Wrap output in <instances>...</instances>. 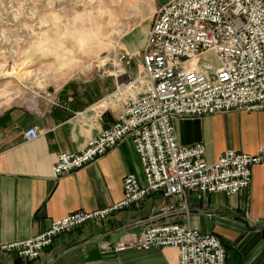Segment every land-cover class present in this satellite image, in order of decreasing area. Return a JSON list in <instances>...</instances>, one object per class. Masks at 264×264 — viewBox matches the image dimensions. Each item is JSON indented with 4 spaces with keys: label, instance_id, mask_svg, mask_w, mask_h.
Masks as SVG:
<instances>
[{
    "label": "crops",
    "instance_id": "crops-1",
    "mask_svg": "<svg viewBox=\"0 0 264 264\" xmlns=\"http://www.w3.org/2000/svg\"><path fill=\"white\" fill-rule=\"evenodd\" d=\"M140 56L141 51L123 72H87L69 82L52 92L55 104L42 95L34 102L0 110V244L34 237L50 222L73 212L116 204L123 197L127 174H135L144 184L128 137L85 167L51 177V167L61 152H81L91 138L115 123L122 100L142 91V85L120 86L138 75ZM115 93L118 96L112 100ZM33 127L39 137L25 142L24 131ZM173 127L180 145L204 147L207 163L216 162L227 150L254 154L264 146V111L176 118ZM251 171L249 188L236 195L215 193L200 200L188 194L184 200L152 193L138 207L57 236L34 260L1 252L0 264H178L177 250L172 247L121 252L99 248L101 242L115 245L140 234L156 216H160L159 223L181 224L217 236L226 249V264H264V164ZM162 209H166L163 214Z\"/></svg>",
    "mask_w": 264,
    "mask_h": 264
},
{
    "label": "built area",
    "instance_id": "built-area-1",
    "mask_svg": "<svg viewBox=\"0 0 264 264\" xmlns=\"http://www.w3.org/2000/svg\"><path fill=\"white\" fill-rule=\"evenodd\" d=\"M209 52L218 56L220 66L199 59ZM134 56L118 52L112 62L115 72L129 67ZM140 59L138 75L120 86L142 85V91L124 98L115 123L91 138L81 152H61L51 167V177L85 167L128 137L144 184L135 174H127L123 197L116 204L54 220L34 237L0 244V253L34 260L57 236L90 222L99 223L119 210L138 207L152 193L184 200L193 194L201 200L215 193L229 197L249 188L251 168L264 164V146L254 154L227 150L216 162L207 163L201 144L182 146L177 142L173 120L264 111V0H167L155 10ZM43 96L50 104L57 101L51 92ZM117 96L115 93L111 99ZM38 137L35 127L23 133L25 142ZM159 219L152 218L140 234L115 245L99 243L100 250L172 247L177 250L178 264H226V249L217 236L181 224L159 223Z\"/></svg>",
    "mask_w": 264,
    "mask_h": 264
},
{
    "label": "rangeland",
    "instance_id": "rangeland-1",
    "mask_svg": "<svg viewBox=\"0 0 264 264\" xmlns=\"http://www.w3.org/2000/svg\"><path fill=\"white\" fill-rule=\"evenodd\" d=\"M167 0H100L91 7L95 9L103 8V14L98 23L102 28L103 37L100 46L82 54L77 50V45L73 41H66L68 48H71L74 57L67 53L68 60L58 61L53 56L36 55L28 53L24 55L26 49L30 47L36 37L33 31L40 32L38 26L33 30L24 27L25 25H37L39 16L44 15L48 10L47 0H42L37 7L40 9L35 20L28 18V12L32 9V0H28L25 8V16L18 22L9 25L12 36L22 37V42L15 41L12 45L0 43V47L7 50L9 56L8 70L13 75L0 77V110L14 103L34 102L40 96L48 92H57L66 84L77 78H82L87 72H115L112 67L114 56L122 51L139 56L140 51L146 41L148 29L153 19L155 10ZM66 9L65 15L69 18L72 15L73 4L71 0H55L52 10ZM79 11L80 9H76ZM15 29V31H12ZM53 35V33H50ZM55 39V37L53 36ZM15 50L19 54L21 63H14L16 56L12 55ZM78 61L71 67H65L70 60ZM199 59L215 67L220 66L217 55L213 52L202 54ZM27 61V66L22 62ZM123 72V71H120Z\"/></svg>",
    "mask_w": 264,
    "mask_h": 264
},
{
    "label": "clouds",
    "instance_id": "clouds-1",
    "mask_svg": "<svg viewBox=\"0 0 264 264\" xmlns=\"http://www.w3.org/2000/svg\"><path fill=\"white\" fill-rule=\"evenodd\" d=\"M42 0H32V9L28 12V18L35 20L39 15L40 9L37 7ZM97 0H71L73 4L72 15L69 18L65 15L66 9L61 8L52 10L54 8L55 0H47L48 10L44 15L39 16L37 25H25L24 27L33 30L35 27L43 29V31L35 32L36 37L28 49L25 50L24 55L33 53L36 55L53 56L58 61L68 60L67 53L74 57L71 48H68L66 41H73L77 45V50L82 54L95 49L100 46L103 39V26L98 23V20L103 14H106L103 8L93 9L91 5L95 4ZM103 3V0H100ZM28 0H0V43L12 45L15 41L22 42L23 38L19 36H12L10 34L9 25L13 22H18L25 16V5ZM76 9H80L77 11ZM15 31V29H12ZM53 33V35H50ZM55 37V39L53 38ZM12 55L17 57L14 62L19 61V54L13 50ZM9 56L7 50L0 47V77L13 75L12 71L8 70ZM27 66V61L22 62ZM78 63L75 59L69 61L65 67H71Z\"/></svg>",
    "mask_w": 264,
    "mask_h": 264
}]
</instances>
